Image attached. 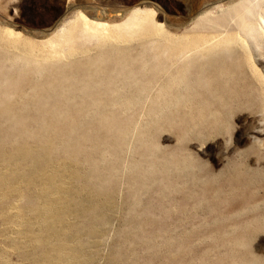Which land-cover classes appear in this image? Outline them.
Listing matches in <instances>:
<instances>
[{
    "label": "rangeland",
    "instance_id": "374dc122",
    "mask_svg": "<svg viewBox=\"0 0 264 264\" xmlns=\"http://www.w3.org/2000/svg\"><path fill=\"white\" fill-rule=\"evenodd\" d=\"M228 8L0 0V264H264V41ZM78 14L123 35L50 47Z\"/></svg>",
    "mask_w": 264,
    "mask_h": 264
},
{
    "label": "bare ground",
    "instance_id": "6f19581e",
    "mask_svg": "<svg viewBox=\"0 0 264 264\" xmlns=\"http://www.w3.org/2000/svg\"><path fill=\"white\" fill-rule=\"evenodd\" d=\"M227 12L232 25H229L230 23H228V25L225 26L228 30L222 29L223 31H219L221 32L218 34L219 37L224 36L227 38V43H236L239 44V47L248 50H250V40L258 38L264 41V0H229V8ZM128 14L129 18L126 20L127 27L125 31L132 28L145 31L144 24L155 27L153 20H149L148 13L142 12L140 9H132ZM143 14H147V16L143 18ZM149 14L152 13L150 12ZM137 18L140 20L136 21ZM215 23H217V21ZM119 28L120 27L112 28L106 23L92 21L82 14H78L76 21L72 25H69V27L64 28L63 35L55 37L49 42V44L51 45L50 47L55 49L60 47V43H64L65 39L66 41L73 43L79 36L89 40L95 39L99 42L110 40L112 38L119 41L123 32H119L116 36L112 35L110 31V29L118 30ZM230 30L235 31V33H230ZM7 33L10 36L13 34L9 31H7ZM200 43V37H195L193 41H188V43L185 44L169 43L166 41L161 49L162 53L170 58H176L179 61L181 59H187L190 61L192 60L191 58L193 54L196 51L198 52V49H201L204 44H208L209 41L201 44V46ZM190 45L193 48H189ZM55 50L54 53L58 54ZM184 54L185 56L183 57L182 55Z\"/></svg>",
    "mask_w": 264,
    "mask_h": 264
}]
</instances>
